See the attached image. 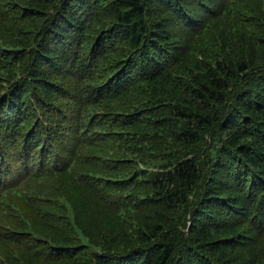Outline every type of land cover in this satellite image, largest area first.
Returning <instances> with one entry per match:
<instances>
[{
    "label": "trees",
    "instance_id": "16d2710c",
    "mask_svg": "<svg viewBox=\"0 0 264 264\" xmlns=\"http://www.w3.org/2000/svg\"><path fill=\"white\" fill-rule=\"evenodd\" d=\"M0 264H264V0H0Z\"/></svg>",
    "mask_w": 264,
    "mask_h": 264
},
{
    "label": "rangeland",
    "instance_id": "374dc122",
    "mask_svg": "<svg viewBox=\"0 0 264 264\" xmlns=\"http://www.w3.org/2000/svg\"><path fill=\"white\" fill-rule=\"evenodd\" d=\"M0 250H1V246H0Z\"/></svg>",
    "mask_w": 264,
    "mask_h": 264
}]
</instances>
